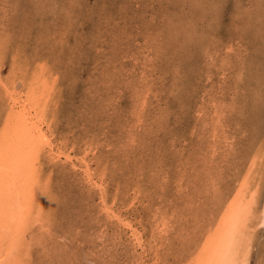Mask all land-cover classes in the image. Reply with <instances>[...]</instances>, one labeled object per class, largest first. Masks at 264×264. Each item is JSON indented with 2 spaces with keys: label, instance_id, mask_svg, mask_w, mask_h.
I'll list each match as a JSON object with an SVG mask.
<instances>
[{
  "label": "rangeland",
  "instance_id": "1",
  "mask_svg": "<svg viewBox=\"0 0 264 264\" xmlns=\"http://www.w3.org/2000/svg\"><path fill=\"white\" fill-rule=\"evenodd\" d=\"M5 34L56 83V140L88 151L108 202L143 233L139 246L82 169L46 153L52 222L30 230L33 264H198L207 230L241 201L244 169L264 162L251 161L264 152V0H0ZM10 88L20 93L21 78ZM256 235L251 261L264 264V225Z\"/></svg>",
  "mask_w": 264,
  "mask_h": 264
},
{
  "label": "bare ground",
  "instance_id": "2",
  "mask_svg": "<svg viewBox=\"0 0 264 264\" xmlns=\"http://www.w3.org/2000/svg\"><path fill=\"white\" fill-rule=\"evenodd\" d=\"M8 39H9L8 34H5L0 40V91L2 92V95L5 98V105H3L1 109L4 113L3 114L4 119H3V122L0 123V264H33L35 260L33 259L34 261H32V254H35V253H33L32 250L34 247L37 248L38 242L36 241L34 237L30 236L31 235L30 230H32V226L40 225L43 230L45 229L46 232L48 231L49 233V228L47 226L48 225L50 226V222H52L50 220L51 202L48 205L47 201H49V199L54 195L55 191L53 192V189H51V186H50L51 183H49L50 181L47 178V177H52V175L48 173L51 176L46 177L42 172V169H43L42 165L44 161H47V160H43L42 157L46 153L51 157L49 158L50 161L51 159L52 160L60 159L61 161V158H62L64 162H66V164L67 163L70 164V167L72 169L77 168V167L81 168L83 173H85L86 177L90 180L89 182L91 183V186L98 191L99 197L101 198V201L103 202L105 209H107L106 212H108V214L111 215L110 217L113 218L115 222L117 221L120 225L124 227L125 226L129 227L131 229L132 236L136 244H138L139 246L142 245V239H143V236H142L143 233H141L142 231H140L139 228L134 224V222H132L131 219L127 217L126 213L123 211L122 208L120 207L116 208L114 206V202H117V201L112 200L114 201L113 204L111 203L112 201L108 202L109 195L107 194L108 192L107 185H106L107 181L103 177H101V179L95 178L94 176L95 172L91 166L92 159L89 160L87 156L88 151L86 152L85 150L84 154L82 153V151H81L82 154L74 153L71 149L69 150L66 147L67 145L65 146L64 142L61 143V141L59 142L56 140L57 139L55 138L56 133H54L52 128H50V120L52 116L50 112L52 110L51 107H53L52 105L54 102V99H50L52 96H54L53 95L54 92H52L51 90L53 81L51 79L50 73L48 72L46 68L43 70V67H42V70H40L37 67L29 66L28 63H25L26 61L21 60V57L18 51H15V50L14 52L8 51L9 49L8 44H10V41L7 42ZM8 52H10L12 56L11 59L9 58V61H8L10 68L8 69V74L3 75L2 69L4 67L5 61L8 60L6 56ZM45 66H46V63H45ZM17 78H21L22 85H23V90L20 93H18L19 91L18 92L14 90L12 91L10 88V85H13L16 82ZM59 79L57 78L56 80L59 81ZM54 85H56V83H54ZM53 89H55V86ZM56 93L59 94L57 91ZM161 111H160V114H161ZM53 118L55 119V117ZM57 126L58 125H56V127ZM159 127H160V124H159ZM78 143H79V140H78ZM73 146L75 147V145ZM81 150H84V148ZM90 158H92V156ZM261 159H263L264 161V152H261L260 150H258L256 151L255 156L251 158V161L258 162ZM263 163H260L261 166L255 167L252 173H249L251 171V168L244 169V176L241 175V178H242L241 188L240 190H238L239 189L238 188L235 192L236 194L237 193L239 194V198L241 201L240 202L234 201L237 206L233 208L234 209L233 212L227 215L228 219H226V223H221L219 225H216L217 221L215 220L216 224L214 223V226H216L215 227L216 230L214 231L212 230L213 232H211L209 229L207 230L208 237L205 239L207 247H203V248L200 247V249L205 248L204 251L206 252V255L203 257V259L202 258L200 259L201 261L198 262V264H252L251 253H252L253 242L255 240V236H257L256 235L257 228L259 225H264V194L260 196L261 192L264 191V164ZM45 171H49V170L46 169ZM52 179L51 181H53ZM238 184L240 183L238 182ZM249 185L253 187V190L248 194L246 191H244V189L247 190V187ZM207 216L208 215H206V217ZM213 219L211 220L212 221L211 223H213ZM165 220L163 221L165 222ZM196 220L199 221V219H196ZM163 221L161 222V224H163ZM54 222L55 221H53V223ZM204 224H206V222ZM168 226H170V224ZM202 227H204V225L201 226V228ZM211 228H213V226ZM55 231L53 229V232ZM169 231L170 230L168 227V232ZM52 236L50 235L51 240H52ZM48 242L46 241V245L48 244ZM47 249H51V248L49 247ZM34 251H36L35 248H34Z\"/></svg>",
  "mask_w": 264,
  "mask_h": 264
}]
</instances>
